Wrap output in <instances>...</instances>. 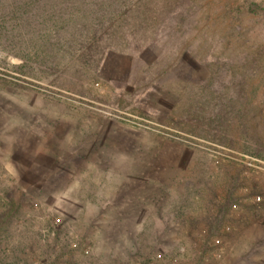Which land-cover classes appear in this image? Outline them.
Listing matches in <instances>:
<instances>
[{
    "label": "rangeland",
    "instance_id": "374dc122",
    "mask_svg": "<svg viewBox=\"0 0 264 264\" xmlns=\"http://www.w3.org/2000/svg\"><path fill=\"white\" fill-rule=\"evenodd\" d=\"M258 124L264 0H0L4 264H264Z\"/></svg>",
    "mask_w": 264,
    "mask_h": 264
},
{
    "label": "trees",
    "instance_id": "16d2710c",
    "mask_svg": "<svg viewBox=\"0 0 264 264\" xmlns=\"http://www.w3.org/2000/svg\"><path fill=\"white\" fill-rule=\"evenodd\" d=\"M255 76L258 77L259 74L255 75ZM256 77L247 78V74L245 73L244 76L241 78L242 84L240 82H238V83H240L238 89H241V92L248 93L249 92L248 87L251 84V82L253 81V79H255ZM252 129H253V134L255 136V142H261V141L264 142V131L260 132V130H261L260 124H258L256 126H253ZM0 264H4V261L1 258V251H0ZM5 264H14V262L11 261V262H8V263H5Z\"/></svg>",
    "mask_w": 264,
    "mask_h": 264
}]
</instances>
